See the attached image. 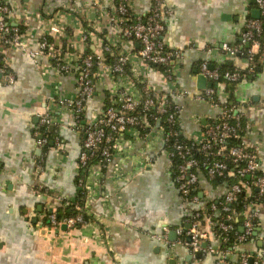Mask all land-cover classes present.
<instances>
[{
    "label": "crops",
    "instance_id": "1",
    "mask_svg": "<svg viewBox=\"0 0 264 264\" xmlns=\"http://www.w3.org/2000/svg\"><path fill=\"white\" fill-rule=\"evenodd\" d=\"M159 1L168 10L161 14L164 27L160 39L178 50L180 56L173 61L175 85L170 86L155 66L136 57L135 40L121 39L120 48L128 53L129 62L153 90L167 91L181 104V132L198 137L200 125L219 112L218 106L189 96L200 88L196 85L198 63L205 60L213 67L246 70L248 59L242 54L247 45L233 54L224 46L238 45L246 18L252 17L257 8L254 0ZM5 2L10 11L3 16L4 21L20 29L21 36L28 39L24 40L28 47H33L41 31L47 30L62 50V59L71 65L84 51H99L100 34H117L116 26L107 18L115 0ZM127 2L134 14H142L152 0ZM86 28L89 33L83 38ZM250 48L251 71L231 87L221 81L214 87L219 99L234 104L248 121L243 138L257 154L264 171V51L257 46ZM0 59L13 77L9 82L0 74V264H239L241 251L253 260L264 261V200L259 202L255 228L247 240L222 250L224 262L219 252L222 241L209 231L210 224L205 219L198 225L207 232L204 241L214 251L198 250L199 256L190 251L183 243L188 236L175 232L187 225L185 218L190 213L184 211L187 206L166 170L167 156L158 148L152 150L151 160L130 177L114 178L108 169L100 178L90 180L95 195L100 190L108 193L106 200L93 196L87 202V212L96 221L64 227L59 233L45 224L46 211L60 204L56 194L73 199L78 189L74 180L80 133L74 128L72 113L55 104L58 96L74 95L75 73H58L43 56L34 63L15 44H1ZM104 84L109 87L102 70L96 77L93 94L85 101L84 116L102 105L107 95ZM176 85L187 95L171 93L169 88ZM42 110L53 116V123L45 129L38 122ZM43 136L47 141L37 144V138ZM139 145L134 144V152ZM130 169L129 162H124L123 173ZM199 185L213 195L222 190L201 175Z\"/></svg>",
    "mask_w": 264,
    "mask_h": 264
},
{
    "label": "built area",
    "instance_id": "2",
    "mask_svg": "<svg viewBox=\"0 0 264 264\" xmlns=\"http://www.w3.org/2000/svg\"><path fill=\"white\" fill-rule=\"evenodd\" d=\"M254 4L258 15L246 18L238 45L224 46L229 54H233L247 43V72L252 69L253 51L250 46H257L264 51V42L258 40L260 35L264 38V0H254ZM9 11L5 0H0V45H18L34 63L43 56L58 73L69 70L75 73L74 95L58 96L55 104L72 113L74 128L80 133L74 182L81 200L73 203L72 214L59 218L55 216V209L50 207L44 214L45 224L59 233L62 225L74 227L96 221L87 212V202L93 196L106 200L108 193L100 190L95 195L90 180L94 176L100 178L108 169L114 178L124 175L130 177L151 160L152 150L158 148L167 156L166 170L184 207L187 206L184 211L190 213L185 218L187 225L175 230L177 234L188 236L183 243L190 251H214L204 241L207 232L200 230L198 225L204 219L210 224L209 231L222 241L220 261L223 259L222 250L247 240L255 228L259 202L264 200V171L259 167L257 154L246 146L243 138L248 121L236 111L234 104L219 99L213 86L215 80L236 83L243 74L240 69H220L210 66L205 60L198 63L197 73L210 81V85L200 87L189 96L218 106L219 112L200 125L198 137H190L180 130L178 114L181 104L174 101L169 92L153 90L129 62L128 53L120 48L121 39L135 40L138 44L134 50L136 57L142 63L155 66L170 86L175 85L173 61L180 56L178 50L166 46L160 39L164 27L161 14L168 10L162 7L159 0H152L149 9L142 14H134L127 0H115L107 18L116 26L117 34L114 37L100 34L99 51H84L74 65L62 59V50L48 36L47 30H42L35 45L28 47L24 42L27 38L21 36L20 29L4 21L3 16ZM88 33L86 28L82 37L86 38ZM102 70L108 78L109 87L104 84L107 95L102 99L100 108L84 116L85 101L93 94L96 77ZM1 73L7 81L13 80L2 63ZM169 91L178 96L188 93L177 85L169 88ZM52 118L46 110L38 113V122L44 129L53 123ZM46 141L47 138L43 136L37 138L36 143L43 144ZM137 142L141 145L134 152L133 147ZM115 156L118 159H114ZM124 162L131 165L130 172L126 174L122 170ZM200 175L213 182L214 186H220L221 192L217 195L204 192L199 185ZM56 198L62 205L70 200L59 194H56ZM190 204L196 207H189ZM236 226H239V230ZM238 262L264 264L263 260H253L244 251L239 252Z\"/></svg>",
    "mask_w": 264,
    "mask_h": 264
},
{
    "label": "trees",
    "instance_id": "3",
    "mask_svg": "<svg viewBox=\"0 0 264 264\" xmlns=\"http://www.w3.org/2000/svg\"><path fill=\"white\" fill-rule=\"evenodd\" d=\"M262 35L258 36V40L260 41V43H263L264 42V38L261 37ZM245 47V46H244ZM247 47H245L246 49ZM87 51H90V50H87ZM244 57H246V52L242 54ZM106 60H107V56H105ZM0 63H1V59H0ZM224 68H232V67H227V66H224V67H220V69H224ZM240 72L243 73L242 76H240V78L246 76V73L247 71L245 69H240ZM239 78V79H240ZM218 80H221L220 78ZM217 83V80H215L213 82V86H215V84ZM227 83V82H226ZM229 87H231L234 83H229ZM80 196H79V190L77 189L76 190V194H75V197L73 199H70L68 201V203L66 204H59L58 206H56L55 208V216L57 218L63 216V215H69V214H72L74 212V209L72 207L73 203L76 201V202H80ZM43 222L45 223L46 222V217H43Z\"/></svg>",
    "mask_w": 264,
    "mask_h": 264
},
{
    "label": "water",
    "instance_id": "4",
    "mask_svg": "<svg viewBox=\"0 0 264 264\" xmlns=\"http://www.w3.org/2000/svg\"><path fill=\"white\" fill-rule=\"evenodd\" d=\"M257 15H258V10L254 9L252 16L256 17ZM246 45H247V43H246ZM196 85L198 87H203L204 85H210V81H206L205 78L201 74L196 73ZM61 227L64 228V225H62ZM169 237H171V238L173 237L172 230L169 232ZM199 254H200V251L197 250L195 252V255L199 256Z\"/></svg>",
    "mask_w": 264,
    "mask_h": 264
}]
</instances>
